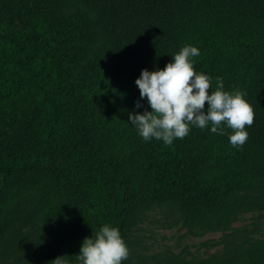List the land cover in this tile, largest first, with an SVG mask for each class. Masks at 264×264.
<instances>
[{
    "label": "trees",
    "instance_id": "trees-1",
    "mask_svg": "<svg viewBox=\"0 0 264 264\" xmlns=\"http://www.w3.org/2000/svg\"><path fill=\"white\" fill-rule=\"evenodd\" d=\"M185 45L212 90L221 77L246 93L242 147L227 128L165 145L129 124L150 110L141 69ZM154 212L186 234L222 232V249L147 253ZM241 213L255 216L234 227ZM263 219L264 0H0V264H76L104 224L127 244L122 264H264Z\"/></svg>",
    "mask_w": 264,
    "mask_h": 264
},
{
    "label": "clouds",
    "instance_id": "clouds-1",
    "mask_svg": "<svg viewBox=\"0 0 264 264\" xmlns=\"http://www.w3.org/2000/svg\"><path fill=\"white\" fill-rule=\"evenodd\" d=\"M199 55L198 47L185 45L172 54L163 68L141 69L135 84L150 110L129 112V124L145 141L155 139L165 145L184 138L191 127L207 128L219 135H224L227 128L231 129L229 143L235 148L242 147L248 139L247 129L254 121L253 107L245 92L225 90L221 77H216L212 90V77L194 69L193 58ZM139 107L137 101L136 108ZM128 256L129 249L119 229L104 224L83 239L76 264H122Z\"/></svg>",
    "mask_w": 264,
    "mask_h": 264
},
{
    "label": "rangeland",
    "instance_id": "rangeland-1",
    "mask_svg": "<svg viewBox=\"0 0 264 264\" xmlns=\"http://www.w3.org/2000/svg\"><path fill=\"white\" fill-rule=\"evenodd\" d=\"M254 214L241 213L233 223L234 227L249 224L254 219ZM143 239L148 247L147 253L163 250H172L175 253L188 248L190 257H206L222 249V232L198 231L196 234H186V229L181 225H168L163 214L154 212L148 215L142 224ZM264 237V219L260 233L256 236Z\"/></svg>",
    "mask_w": 264,
    "mask_h": 264
}]
</instances>
